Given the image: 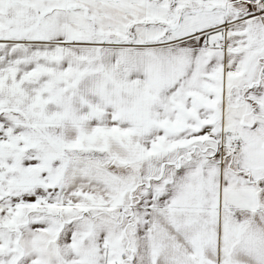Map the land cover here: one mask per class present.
Instances as JSON below:
<instances>
[{
	"label": "snow or ice",
	"instance_id": "obj_1",
	"mask_svg": "<svg viewBox=\"0 0 264 264\" xmlns=\"http://www.w3.org/2000/svg\"><path fill=\"white\" fill-rule=\"evenodd\" d=\"M0 264H264V0H0Z\"/></svg>",
	"mask_w": 264,
	"mask_h": 264
}]
</instances>
